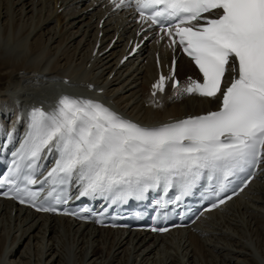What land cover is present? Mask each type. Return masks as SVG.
Segmentation results:
<instances>
[{"label":"snow or ice","instance_id":"1","mask_svg":"<svg viewBox=\"0 0 264 264\" xmlns=\"http://www.w3.org/2000/svg\"><path fill=\"white\" fill-rule=\"evenodd\" d=\"M109 2L116 8L134 2L141 21L159 27L161 39L167 36L168 47H179L202 77L181 86L174 59L170 75L152 85L154 96L172 80L177 95L219 100L218 110L145 127L100 102L62 95L52 110L29 113L27 133L7 177L0 178V186L8 185L3 195L38 212L81 218L57 207L67 203L73 182L80 197L112 203L157 189L178 190L180 201L205 178L225 191L231 178L264 160V0ZM45 152L56 154L46 175L40 173ZM38 183L49 186L43 199V187L34 189Z\"/></svg>","mask_w":264,"mask_h":264},{"label":"bare ground","instance_id":"2","mask_svg":"<svg viewBox=\"0 0 264 264\" xmlns=\"http://www.w3.org/2000/svg\"><path fill=\"white\" fill-rule=\"evenodd\" d=\"M81 2L0 0V80L6 78L0 82V128L18 115L22 119L31 105L50 110L62 94L96 95L86 81L103 87L99 95L115 110L143 122L216 104L215 99L187 96L160 108L145 106L146 88L154 75L146 45L115 67L122 51L116 40L86 68L99 28L92 20L97 7L87 11ZM116 25L130 29L121 15L104 18L100 41H105L99 49ZM177 62L179 74L192 69L184 57ZM196 228L153 238L21 207L11 211L0 200V264H264V176L198 221Z\"/></svg>","mask_w":264,"mask_h":264},{"label":"rangeland","instance_id":"3","mask_svg":"<svg viewBox=\"0 0 264 264\" xmlns=\"http://www.w3.org/2000/svg\"><path fill=\"white\" fill-rule=\"evenodd\" d=\"M3 80H1L0 82H2ZM3 83V82H2Z\"/></svg>","mask_w":264,"mask_h":264}]
</instances>
